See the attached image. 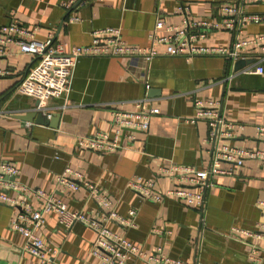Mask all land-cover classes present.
Instances as JSON below:
<instances>
[{"label": "crops", "instance_id": "0c3cea01", "mask_svg": "<svg viewBox=\"0 0 264 264\" xmlns=\"http://www.w3.org/2000/svg\"><path fill=\"white\" fill-rule=\"evenodd\" d=\"M72 2L69 8L64 4ZM236 0H0V28L11 22L34 31L37 41L49 34L64 52L86 45L95 30L118 28L129 44L148 46V33L157 18L177 23L178 5H187L195 17L217 18L219 7ZM245 10L258 13L259 23H246L239 38L252 40L264 35V1L248 2ZM69 17L78 18L69 22ZM17 35L7 44L9 53L0 55V159L20 169V179L32 188L55 192L70 211L98 217L106 210L80 188L60 192L54 178L65 170H79L83 180L107 194L115 213L130 217L134 225L119 219L107 227L145 251L161 246L172 258L190 264H254L248 257L250 243L261 249L264 239L255 240L233 232L252 230L261 221L257 200H264V161L246 159L231 176H218L207 193L205 208L185 205L165 197L156 202L144 199L128 188L131 178H154L161 166L177 164L202 168L208 163L207 125L190 122L196 100H221L225 117L244 124L229 144L264 148L255 125L264 124V72L234 71L227 57L160 55L149 62L141 58L82 56L72 70L68 89L48 100L45 113L57 115L53 124H36L17 118L35 108L36 100L17 91V86L35 57L19 51ZM230 31L213 32L202 41L208 46H230ZM161 49V47L159 48ZM246 56L254 63L243 68L264 67V43L249 44ZM153 90L148 96L147 91ZM147 97L159 109L146 132H135V140L113 152L98 153L81 148L78 140L95 131L113 132L112 110H132L135 99ZM54 119V118H53ZM157 191L172 187L169 178L156 176ZM16 205L0 201V264H38L22 251L23 236L9 222L27 203L37 208L31 196L12 193ZM19 199V200H18ZM159 229L160 231H154ZM43 241L59 249L52 264H100L90 254L95 232L76 222L61 225L54 213L45 215L35 230ZM125 264H146L135 258Z\"/></svg>", "mask_w": 264, "mask_h": 264}, {"label": "built area", "instance_id": "2783aa9c", "mask_svg": "<svg viewBox=\"0 0 264 264\" xmlns=\"http://www.w3.org/2000/svg\"><path fill=\"white\" fill-rule=\"evenodd\" d=\"M253 1L264 0H236L230 4H223L219 7L217 18L195 17L187 5L180 4L175 9V13L180 15L179 22L168 23L161 17L155 20L147 35L148 46L129 44L122 39L118 28L108 27L95 30L90 43L73 46L70 52H64L61 44L54 43L51 34L44 40L37 41L33 30L11 22L0 28V55L9 53L7 44L13 40L14 34L17 35L19 51L35 57L34 63L18 84L17 91L21 95L35 99L37 101L35 108L44 110L49 99L62 96L68 89L75 62L82 56L136 57L149 62L160 55L187 58L220 55L229 58L233 64L235 60L246 56L245 48L249 44L264 43V35L252 40L239 38L246 23H259L262 20L260 14L245 10L246 3ZM71 4L70 1L64 6L69 8ZM77 20L76 17L68 19L69 22ZM220 30L232 33L233 42L230 46H208L202 43L209 34ZM241 70L262 74L264 67L260 64L254 68ZM133 106L132 110H112L113 132L95 131L87 137L80 138L79 147L98 153L113 152L122 148L125 140L128 142L135 140V132H146L151 117L158 114L159 109L153 106L147 97L135 99ZM188 120L190 122L203 120L207 125L205 141L209 143L208 163L202 168L177 164L161 166L156 170L155 177L169 178L173 185L164 191L156 190L155 177L131 178L127 182L129 189L144 199L160 202L165 197H170L180 200L185 205L202 209L206 206L207 193L214 185L216 177L233 175L235 168L241 167L246 159L264 161V148H246L227 142L244 129V124L232 122L225 117L221 100L211 98L196 100L193 105V116ZM255 133L264 143V124L255 125ZM54 181L60 192L84 189L106 211L96 218L70 211L55 192L26 185L20 179V169L0 159V201L16 205L17 199L11 194L20 193L31 196L38 203L37 208H31L25 202L9 222L10 228L24 238L22 251L35 256L38 264H52L59 252L58 248L46 244L35 232L48 213H54L58 222L65 228H70L76 222L90 227L96 234L90 254L98 258L100 264H125L130 258L139 259L146 264H190L183 259L169 257L161 246L145 251L110 230L107 223L114 219L133 226L135 209H130L128 219L119 217L113 210L107 194L95 184L83 180L82 172L79 170L67 169L55 176ZM256 205L261 214V221L257 226L252 230L233 228L232 231L245 237L262 240L264 200H257ZM261 253L262 249L255 242H251L247 253L248 259L254 264H259L262 260Z\"/></svg>", "mask_w": 264, "mask_h": 264}, {"label": "water", "instance_id": "95a60500", "mask_svg": "<svg viewBox=\"0 0 264 264\" xmlns=\"http://www.w3.org/2000/svg\"><path fill=\"white\" fill-rule=\"evenodd\" d=\"M253 63H254V59L251 57L239 58L234 61L233 69L234 71H238ZM152 91L153 90L147 91L148 96L153 95L154 92ZM36 105H37V101L35 102V106ZM49 114L50 116H48V113H45L43 110L33 108V109L26 111L25 113L21 115H18L17 118L23 121L32 122L36 124H42V125H49L52 128H56L57 124L55 125L53 124V122L55 121V117H57V115L51 114V113Z\"/></svg>", "mask_w": 264, "mask_h": 264}]
</instances>
